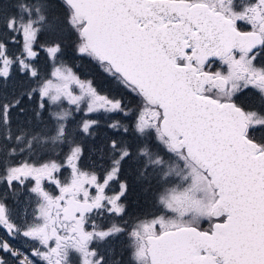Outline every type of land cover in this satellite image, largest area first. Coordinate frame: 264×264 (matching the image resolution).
I'll use <instances>...</instances> for the list:
<instances>
[{
  "label": "snow or ice",
  "instance_id": "snow-or-ice-1",
  "mask_svg": "<svg viewBox=\"0 0 264 264\" xmlns=\"http://www.w3.org/2000/svg\"><path fill=\"white\" fill-rule=\"evenodd\" d=\"M0 264H264V0H0Z\"/></svg>",
  "mask_w": 264,
  "mask_h": 264
},
{
  "label": "flooded vegetation",
  "instance_id": "flooded-vegetation-1",
  "mask_svg": "<svg viewBox=\"0 0 264 264\" xmlns=\"http://www.w3.org/2000/svg\"><path fill=\"white\" fill-rule=\"evenodd\" d=\"M142 196H143L142 189L139 185H137L134 188V191L130 197V207L132 210H134V211L137 210L138 202L141 201ZM124 259L125 260L129 259V256L127 254H125Z\"/></svg>",
  "mask_w": 264,
  "mask_h": 264
}]
</instances>
